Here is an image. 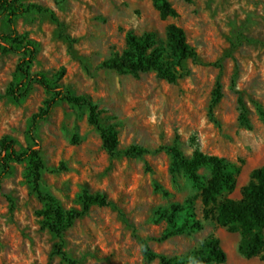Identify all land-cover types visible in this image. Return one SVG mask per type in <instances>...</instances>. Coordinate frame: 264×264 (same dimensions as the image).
Returning a JSON list of instances; mask_svg holds the SVG:
<instances>
[{"label":"rangeland","instance_id":"374dc122","mask_svg":"<svg viewBox=\"0 0 264 264\" xmlns=\"http://www.w3.org/2000/svg\"><path fill=\"white\" fill-rule=\"evenodd\" d=\"M49 12H29L15 20L16 31L37 43L31 72H43L61 90L88 96L102 125L114 124L118 150L140 145L141 157L109 155L99 130L88 122V108L58 100L31 130V118L52 97L39 83L15 101L5 94L19 53L0 46V137L11 136L15 149L39 144L43 161L40 195L25 161L12 162L0 182V264H161L158 256L186 257L211 236L220 239L229 264H264L238 250L240 234L212 219H202L200 190L172 164L169 147L185 155L195 146L207 154L239 163L233 192L240 197L252 169L264 165V0H169L177 16L160 17L151 0H22ZM182 27L197 60L184 63L189 74L175 83L154 71L134 76L101 68L127 47L129 34L152 33L171 61L166 30ZM9 31L0 16V35ZM217 81L222 98L211 110ZM239 98L249 127L239 120ZM195 138L196 145L191 143ZM206 179L208 170L200 169ZM101 192L114 205L91 206L58 237L44 225V197L63 210H81V195ZM177 204L174 221L188 213L203 222L200 230H171L163 213ZM167 237H164V236ZM147 244L157 256L148 260ZM63 253L65 256H63Z\"/></svg>","mask_w":264,"mask_h":264},{"label":"trees","instance_id":"16d2710c","mask_svg":"<svg viewBox=\"0 0 264 264\" xmlns=\"http://www.w3.org/2000/svg\"><path fill=\"white\" fill-rule=\"evenodd\" d=\"M159 11L160 17L177 16L176 9L169 0H151ZM191 2L192 0H183ZM29 12H53L36 2H24L22 0H0V16H4L9 25V31L0 35V46L3 50H12L19 53L12 81L5 90V94L15 101L26 97L33 83H39L52 97L46 102L45 108L35 113L31 118V130L35 129L39 120L45 119L56 101L66 100L76 106L88 108V122L99 130L103 147L109 155L123 154L129 158L141 157L149 150L140 145H130L128 148L118 150V137L114 124L102 125L99 119L100 111L97 105L85 95H72L68 90H61L43 72H31L30 64L37 52V43L25 35L19 34L15 27V20ZM167 46L170 51L171 61L164 63L162 48L152 33H143L140 36L129 34L126 38L127 47L120 53L103 61L101 68L127 72L134 76L148 71H154L158 78L175 83L177 80L189 74L184 63L188 59L197 60L196 51L190 47L186 40V34L182 27L169 24L166 30ZM222 91L220 82L217 81L213 98L210 104L211 110L221 100ZM239 120L249 127L246 116L245 104L239 98ZM259 117L264 125V109L258 107ZM191 143L196 145L195 138ZM172 155V164L180 169L199 190V198L202 205V219H212L217 225L226 228L228 232H238L240 240L239 252L246 258L258 256L264 260V165L251 170L246 184L240 188L238 199L229 198L226 195L233 192L236 186V177L240 173L242 161L231 162L223 157L207 154L195 146L191 154L185 155L177 146L168 148ZM25 161L27 163V175L31 178L34 190L40 195L39 181L43 169V161L40 156L38 142L34 139L33 146L18 151L15 149V141L9 135L0 137V182L11 167L12 162ZM208 170V177L200 174V169ZM45 209L41 211L44 225L61 237L64 230L73 221L88 212L91 206H111L113 201L101 192L90 193L84 190L81 195V210H63L51 197L43 198ZM180 206L173 204L168 211L163 213L171 230L167 236L180 233L185 230H200L203 222L195 219L193 213H188L180 225L174 221L175 214ZM166 235L164 237H167ZM144 256L153 260L157 256L147 244L142 248ZM63 256L65 254L63 253ZM161 264H229L227 254L222 248L220 239L211 236L204 243L203 248L194 251L186 257L158 256Z\"/></svg>","mask_w":264,"mask_h":264}]
</instances>
